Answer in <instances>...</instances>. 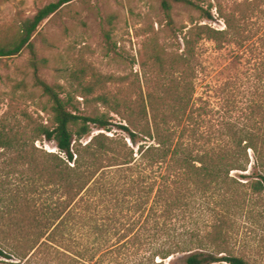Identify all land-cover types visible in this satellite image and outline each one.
<instances>
[{
	"label": "trees",
	"instance_id": "16d2710c",
	"mask_svg": "<svg viewBox=\"0 0 264 264\" xmlns=\"http://www.w3.org/2000/svg\"><path fill=\"white\" fill-rule=\"evenodd\" d=\"M71 1L46 4L20 23L15 37L0 42V58L30 49L35 83L51 102L50 119L36 122L22 111L25 125H0V158L28 165L19 219L8 229L0 224V264H164L181 254L185 264H252L235 253L232 229L234 208L264 193V103L251 111V127L217 120L210 101L197 94V78L205 39L218 49L236 44L264 65V0H216L208 7L161 0L171 25L175 4H183L209 20L216 8L226 27L193 21L180 29L182 51L152 52L143 63L147 91L140 84L135 103L109 87L124 77L86 66L73 69L66 84L40 76L34 36ZM78 97L120 115L137 151L116 134L99 132L85 141L93 124L111 131L113 118L80 113ZM42 138L59 151L37 147ZM249 149L262 173L242 182L232 171L248 170ZM20 190L18 183L6 195Z\"/></svg>",
	"mask_w": 264,
	"mask_h": 264
},
{
	"label": "rangeland",
	"instance_id": "374dc122",
	"mask_svg": "<svg viewBox=\"0 0 264 264\" xmlns=\"http://www.w3.org/2000/svg\"><path fill=\"white\" fill-rule=\"evenodd\" d=\"M54 1L57 0H0V42L15 37L22 21ZM195 2L208 7L216 0ZM212 12L215 18L209 20L201 16L200 10L175 4L172 12L175 24L171 25L161 0H72L46 19L34 36L39 74L52 85L66 84L71 71L84 66L99 74L124 77L119 83H110L109 87L113 92L123 89L124 98L135 103L140 95V84L147 91L143 63L150 61L152 52L182 51L180 29L193 21L207 22L220 29L226 27L224 20L218 18L217 9L213 8ZM261 23L264 26V18ZM177 32L178 38L175 37ZM199 52L201 70L197 94L210 101L215 119L240 121L241 125L251 127L255 123L251 121V111L264 103V78H257L260 72L264 77V65H260L249 50L236 44L218 49L213 41L205 39ZM33 61L34 56L27 48L15 56L0 58V125H25L28 120L22 111L30 113L36 122L50 119L51 102L35 83ZM226 83L228 86L222 92L220 87ZM73 102L82 114L105 113L113 118L111 131L93 124L92 134L85 137V141L99 132L116 134L125 136L128 145L137 151L139 144L131 141L121 128L127 124L120 115L94 99L85 103L78 97ZM35 145L47 152L59 151L54 141L45 138L37 140ZM248 153V170L232 171L242 182L253 179L257 172L262 173L254 166L253 151L249 149ZM27 166L26 163L10 164L8 157L0 158V224L4 229H8L15 218L19 219L17 211L27 202L23 193ZM18 183L21 193L7 196ZM234 209L237 212L232 229L235 253L252 264H264V193L244 207ZM185 259L181 254L164 264H185Z\"/></svg>",
	"mask_w": 264,
	"mask_h": 264
},
{
	"label": "water",
	"instance_id": "95a60500",
	"mask_svg": "<svg viewBox=\"0 0 264 264\" xmlns=\"http://www.w3.org/2000/svg\"><path fill=\"white\" fill-rule=\"evenodd\" d=\"M173 259V258H172ZM172 259H169L168 261H171Z\"/></svg>",
	"mask_w": 264,
	"mask_h": 264
},
{
	"label": "bare ground",
	"instance_id": "6f19581e",
	"mask_svg": "<svg viewBox=\"0 0 264 264\" xmlns=\"http://www.w3.org/2000/svg\"><path fill=\"white\" fill-rule=\"evenodd\" d=\"M169 259H172V257H171V258H169ZM169 259H168V260H169Z\"/></svg>",
	"mask_w": 264,
	"mask_h": 264
}]
</instances>
